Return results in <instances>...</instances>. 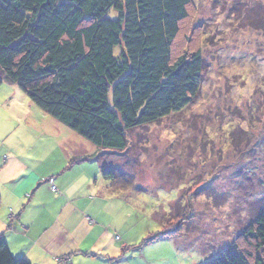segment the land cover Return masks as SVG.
<instances>
[{
    "label": "rangeland",
    "instance_id": "rangeland-1",
    "mask_svg": "<svg viewBox=\"0 0 264 264\" xmlns=\"http://www.w3.org/2000/svg\"><path fill=\"white\" fill-rule=\"evenodd\" d=\"M192 36L204 71L199 95L183 112L128 131L123 152H102L63 126L72 143L99 150L117 181L90 195L89 228L71 219L72 264H206L263 210L264 0H193L176 55L189 50ZM14 87V105L1 110L18 134L32 119L33 126L43 116L55 121ZM28 139L19 141L35 144L31 158L58 149L53 139L44 147ZM178 222L180 235L154 240Z\"/></svg>",
    "mask_w": 264,
    "mask_h": 264
},
{
    "label": "trees",
    "instance_id": "trees-1",
    "mask_svg": "<svg viewBox=\"0 0 264 264\" xmlns=\"http://www.w3.org/2000/svg\"><path fill=\"white\" fill-rule=\"evenodd\" d=\"M192 2L0 0V85H17L102 152H123L128 131L183 112L201 91L199 37L174 52ZM99 150L92 159L100 164ZM101 164L103 179L117 187L115 172ZM182 224L154 240L180 235ZM0 264L32 262L0 237ZM57 264L72 261L65 255ZM206 264H264V208Z\"/></svg>",
    "mask_w": 264,
    "mask_h": 264
},
{
    "label": "crops",
    "instance_id": "crops-1",
    "mask_svg": "<svg viewBox=\"0 0 264 264\" xmlns=\"http://www.w3.org/2000/svg\"><path fill=\"white\" fill-rule=\"evenodd\" d=\"M11 88L15 89L12 83L0 85V237L14 254L25 255L32 264H57L62 256L71 259L77 251L69 229L71 219L79 217L82 226L89 228L90 195L109 183L102 177L100 164L92 159L97 151L84 150L68 140L72 133L56 119L43 116V125L37 126L30 125L32 119L18 134L1 110L11 107L13 99L14 105ZM22 138L41 147L47 145L45 138L53 139L58 149L49 156L31 158L36 146L22 147ZM73 159L79 161L68 168ZM93 179L98 185L101 182L99 189ZM50 181L58 187L57 193Z\"/></svg>",
    "mask_w": 264,
    "mask_h": 264
},
{
    "label": "built area",
    "instance_id": "built-area-1",
    "mask_svg": "<svg viewBox=\"0 0 264 264\" xmlns=\"http://www.w3.org/2000/svg\"><path fill=\"white\" fill-rule=\"evenodd\" d=\"M50 184H51V189L53 190V191H58V188H57V186L53 183V181H50ZM11 218H13V215H11Z\"/></svg>",
    "mask_w": 264,
    "mask_h": 264
}]
</instances>
